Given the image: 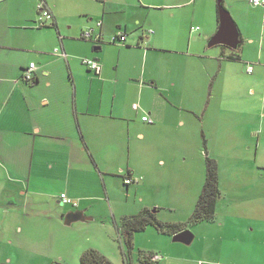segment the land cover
<instances>
[{
  "label": "crops",
  "instance_id": "crops-1",
  "mask_svg": "<svg viewBox=\"0 0 264 264\" xmlns=\"http://www.w3.org/2000/svg\"><path fill=\"white\" fill-rule=\"evenodd\" d=\"M8 1L17 3L18 7L29 4L31 9L19 8L17 17L24 22L23 35L27 38L33 34L36 46L21 49L7 45L6 40L0 38V147L4 149L5 143H27L24 147L30 144L32 152L28 159L7 155L4 150L0 154V249L2 245L12 246L15 241L22 246L23 240L26 241L25 229L30 236L31 229L37 228L39 223L43 228L49 224L51 236L39 240L49 241L42 251L47 250L50 259L62 257L69 243L65 239L67 233L63 235L65 217L79 211L84 221L93 220L87 216L88 207L85 208L90 197H81L75 191L77 188H72L81 184L72 168L75 161L88 170L84 173L89 178L85 185L94 186V191L102 185L105 190L102 195L107 199L108 176L116 175L123 182L127 174H131L134 180L128 185L123 183L126 190L130 184L140 182L138 177L146 179L145 185L153 174L155 177L159 174L157 168H166L176 160L173 158H176V150L163 152V146L167 149L178 148V144L172 143H183L182 146L200 141L207 143L206 115L213 100L217 111L222 106V96L237 92L232 89L240 80L242 82V69L246 71L251 61L255 62V67L246 72L249 79H262L261 93L264 94L263 42L254 28L257 19L264 22L263 7L257 6L260 11H255V22L250 18L251 13L246 15L245 36L240 34L241 43L237 49H231L220 44L208 46L219 27L217 7V17L214 15L211 19L214 0H39V4L38 0H0V4ZM34 4L39 6L35 8L38 13L48 9L52 14L46 26H37V29L32 27L37 12ZM5 17L0 13V25L6 24ZM98 21L100 27L96 26ZM90 28L92 38H83V31ZM118 31L126 35L124 43L112 41ZM96 36L99 39H95ZM83 59L98 61L100 73L89 69ZM30 63L35 64L34 79L27 82L23 73ZM250 90L255 92L253 88ZM146 114L152 123L142 119ZM195 121H199L198 127ZM95 143H105L106 152L99 151ZM38 144L47 153L53 151L48 148L52 144L62 146L59 152L66 149L63 164L58 156L48 157V169L56 168L55 177L33 174ZM102 146L105 148L104 144ZM256 146L257 157L259 143ZM130 158L135 165L123 174L125 167L117 168L116 164L128 162ZM43 159L47 158H39ZM204 163H197L198 172L193 173L194 179L199 180L198 187L204 183ZM64 164H67L66 176L58 173ZM254 169L250 198L239 197L237 202L241 208L249 207L250 215H246L251 219V228L256 220H264V162ZM39 177L45 178V190L31 188L41 181ZM61 194L78 199L77 206L63 203ZM98 196H94L95 199ZM147 207L150 206H146L140 196L139 203H134L133 208L129 206L128 210L138 211L135 213L138 214ZM105 220L102 219L103 227L107 224ZM113 220L114 227H107L105 231L106 241L114 231L120 241V223H116L114 217ZM179 221L161 220L183 223ZM43 228H37L40 234L46 233ZM186 229L188 227L183 230ZM171 237L151 226L134 233V250L147 252L141 256L139 253V264H145L141 259L146 255L152 257L153 264H211L172 243ZM39 244L36 241L27 244L29 251L25 252L30 257L26 263L33 264V260H37ZM89 249L103 253L100 248H87L80 251V257ZM7 257L6 260L0 255V264H11L10 253ZM132 262L133 259L130 264H134Z\"/></svg>",
  "mask_w": 264,
  "mask_h": 264
},
{
  "label": "rangeland",
  "instance_id": "rangeland-1",
  "mask_svg": "<svg viewBox=\"0 0 264 264\" xmlns=\"http://www.w3.org/2000/svg\"><path fill=\"white\" fill-rule=\"evenodd\" d=\"M223 1L225 2L223 5L227 4L224 7L231 13L232 17L235 16L233 19L237 23L241 37L242 35L245 36L246 15L251 13L250 18L252 22H255V11H260L258 10L259 8L249 4L245 0ZM229 1H232V4ZM9 2L5 5L0 4L1 16H6V24L3 26L1 23L0 25V38L5 39L6 44L10 46L21 47V49L35 48L34 35L31 34L32 38H25L21 30L24 22L17 17L19 8L21 10L23 9V11L31 9L28 7L29 4L18 7L17 3ZM39 2L38 0L37 4ZM37 4L33 5L35 12L37 11L35 9L36 6L37 9L39 7ZM212 5L214 11L212 10L211 19L216 15L217 1L214 0ZM4 6L6 10H4ZM34 18L32 27L37 29L36 24L38 25V20H43V18L38 11L34 15ZM254 28L256 29L255 33L257 36L262 39L263 50L264 22L257 19ZM4 29L5 31H3ZM233 51L236 52V50ZM17 53H19V50ZM23 58H26V55ZM249 63L252 67H255V62L251 61ZM246 71L242 69L244 75L242 77L243 80L242 82L240 80L237 86L232 89V91L235 90L237 92L232 95L227 94L222 96L224 97L221 99L223 103L217 111L216 106L213 105V100V104L206 115L208 119L205 124V130H209V132L206 131L208 142L184 143L186 146H182L183 143H172V145L178 144V148L173 146L167 149L163 146V152L166 151L169 153L176 150V158L173 157L176 160L168 164L166 168L156 167L159 174L156 177L153 174L149 178V183L143 185L146 179L141 177V179H138L140 181L139 183L130 184L129 189L126 190L121 177L116 175L108 176L107 185L109 195L106 196V199L105 195H102L105 193L102 185L97 184L99 188L96 191H94V186L88 187V185H85V181H89V178L87 176L85 177L84 173L88 170L82 169L81 165L75 161L72 168L81 184L73 185L74 187L72 188H77L75 191H78L81 197H90L85 208L88 207L86 209L87 216L92 217L93 220L76 222L64 226L66 232L63 230V235L67 233L65 239L69 243L66 245L67 247L65 246L67 251L65 254H62V257L50 259L48 251H42L45 243L49 244V241L39 240L51 236L52 230L49 224L43 228L40 223L37 228H41V230L42 228L45 229L46 233L40 234V229L38 230L35 227L31 229L29 236L27 229H25L24 236L26 237V241L24 242L23 240L24 244L21 246L18 241H15L12 246L2 245L0 255H3L5 259L7 254L10 253L11 264H28L26 262L30 255H26L25 252V250L29 251L27 244H30L31 241H36L41 244L38 246V253L36 254L37 260H33V264H81L80 251L93 247L100 248L103 251L101 254L113 264H123V251L125 250V246L119 241L118 234L114 231L113 236L109 234L112 238L109 237V241H106L107 236L105 231L107 227H114L113 217L116 223H120L123 215L129 216L138 212L136 211L134 213V211H129L128 209L129 206L133 208L134 203H139L140 196H143V203L146 206H150L147 209H157L155 212L156 219L160 221L175 219L180 220L179 222L186 223L196 206L197 199L202 190V186H196L199 180L194 179L193 173L198 172L197 163H200V161L205 162L204 150H206L210 158L216 161L218 159L221 198L217 201L216 215L209 222L200 221L193 225L187 224L188 229L194 235L193 242L188 246L179 242L172 243L188 249L196 257L202 258L211 264H264V220H256L254 222L255 225L251 228V219L248 216L250 215L249 207L246 208L245 205L247 213L245 208L237 205L239 197L244 199L250 198V179L252 172L255 171L253 167L264 162V94L261 93L263 81L258 78L249 79L250 75ZM226 87H229V85L226 84ZM251 88L255 90L254 93L250 90ZM146 116L149 115L146 114ZM194 123L198 127L197 124H199V121H195ZM256 143H259L257 157L254 154L255 148H257ZM24 144L27 143H5L3 145L5 146L4 149L0 147V154L4 150V152H7V155H13L15 157L26 156L27 159L31 158V145L28 144L24 147ZM95 144L99 145V151L102 153L106 152L105 143ZM103 144L105 148L102 146ZM61 147L60 144L59 146L53 144L48 146L49 149L53 150L50 153L42 150L40 144L35 147V164L33 166V174L35 176L44 174L49 177H55L56 172L53 170L56 168L52 171L48 169V157L50 156L51 159H54V157L58 156L62 162L63 150L66 151V149L62 148L59 152ZM28 149L29 151L25 152ZM115 150L116 148L113 149V151ZM44 156L47 159L40 161L39 158ZM111 158L106 159L109 160ZM50 161L53 163V160ZM116 162H118V159H116ZM134 165L133 158H130L128 162L120 161L116 164L117 168L119 166L125 167L122 172L123 174L126 173L127 168L131 170ZM66 166L67 164H64L62 168H59L58 173H63L62 175L64 176L68 175L67 170H65ZM169 168L170 170L167 171ZM39 180H41L40 177ZM44 180L45 178L36 185L31 186V188L36 191L45 190L47 186L44 184ZM23 186H25V183ZM98 194L102 196H98ZM91 196L98 197L97 199L95 197L92 199ZM35 200H37L36 197ZM94 218L97 220H94ZM98 219L101 220L98 221ZM102 219H106L107 224H104V227L102 226ZM63 235L61 236L63 237ZM170 241H172V237ZM138 255V250L135 249L131 254V259L134 261L132 263L139 264Z\"/></svg>",
  "mask_w": 264,
  "mask_h": 264
},
{
  "label": "trees",
  "instance_id": "trees-1",
  "mask_svg": "<svg viewBox=\"0 0 264 264\" xmlns=\"http://www.w3.org/2000/svg\"><path fill=\"white\" fill-rule=\"evenodd\" d=\"M36 26L39 25L36 24ZM44 26H46V23L39 27H44ZM236 58L239 59L238 56ZM204 153H205V163H206L205 164L206 175H205L204 183L202 186L201 193L197 199L196 206L192 214L187 219L186 223L161 222L160 220L156 219L155 213L152 212V210L150 209H144L138 214L124 216L121 219L119 236L121 243L125 246V250L123 251L124 264L131 263V254L134 251L133 248L134 233L141 232L145 230L147 227L151 226L162 233L173 236L174 233L185 229L187 227V224L191 225L196 222L209 221L214 218V216L216 215L217 201L221 197L219 190L218 166L216 161L207 155L206 151H204ZM127 178H132L131 174H127V176L123 179V183L125 185H128V183H125V179ZM140 178L141 177H138V179ZM132 180L134 179L132 178ZM138 253H140L141 256V254H145L147 252L138 250ZM141 262L145 264H153V259L151 256L149 257V255H146L143 259H141ZM80 263L81 264H112L105 256L101 255L94 249H89L86 252H84L80 257Z\"/></svg>",
  "mask_w": 264,
  "mask_h": 264
},
{
  "label": "water",
  "instance_id": "water-1",
  "mask_svg": "<svg viewBox=\"0 0 264 264\" xmlns=\"http://www.w3.org/2000/svg\"><path fill=\"white\" fill-rule=\"evenodd\" d=\"M222 1L223 0H217L219 27L216 33L209 40L208 46L220 44L231 49H237L241 43L240 31L237 24L233 20L231 13L224 7ZM152 212H156V209H153ZM82 216V212H72L69 216L65 217L64 224L71 225L77 221H84L85 219ZM193 239L194 235L189 229L182 230L172 236V242H179L186 245H189Z\"/></svg>",
  "mask_w": 264,
  "mask_h": 264
},
{
  "label": "built area",
  "instance_id": "built-area-1",
  "mask_svg": "<svg viewBox=\"0 0 264 264\" xmlns=\"http://www.w3.org/2000/svg\"><path fill=\"white\" fill-rule=\"evenodd\" d=\"M252 5L254 6H260V7H263L264 8V0H248ZM41 15H42V19L39 20L38 22V25L39 26H42L43 24H45L47 21H50L52 19V14L51 12L48 10V9H42L41 10ZM96 26L97 27H100L101 26V22L98 21L96 23ZM92 32H93V29L90 28V29H87L85 31H83L82 33V37L87 39V38H92ZM95 39H99L97 36ZM126 40V35L120 31H118L113 37H112V41L113 42H117V43H124ZM58 50L55 49V52H57ZM62 56L65 55V53H62L61 54ZM83 63L91 70H93L96 74H99L100 71H101V65L99 64L98 61L96 60H92V59H83ZM35 68V64L34 63H30L29 67L24 70V73H23V78L25 81L27 82H32L33 79H34V76H33V70ZM247 72H251L252 71V67L249 65L247 66L246 68ZM144 121L148 122V123H152V119L149 117V116H143L142 118ZM132 181V178H127L125 179V183H131ZM60 199L62 200L63 203H66V204H71L73 206H77V201L76 200H73L71 198H69L66 194H61L60 195Z\"/></svg>",
  "mask_w": 264,
  "mask_h": 264
}]
</instances>
